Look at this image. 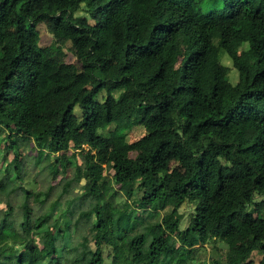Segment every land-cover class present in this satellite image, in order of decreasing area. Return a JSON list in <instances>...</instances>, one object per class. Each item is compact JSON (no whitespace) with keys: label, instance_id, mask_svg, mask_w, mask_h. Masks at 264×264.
Here are the masks:
<instances>
[{"label":"trees","instance_id":"trees-1","mask_svg":"<svg viewBox=\"0 0 264 264\" xmlns=\"http://www.w3.org/2000/svg\"><path fill=\"white\" fill-rule=\"evenodd\" d=\"M0 136V264H264V0H0ZM28 146L67 177L49 200Z\"/></svg>","mask_w":264,"mask_h":264},{"label":"rangeland","instance_id":"rangeland-1","mask_svg":"<svg viewBox=\"0 0 264 264\" xmlns=\"http://www.w3.org/2000/svg\"><path fill=\"white\" fill-rule=\"evenodd\" d=\"M76 16H85L89 19L90 23H94L93 22V18H92V14L89 13H84V11H79L76 13ZM38 30V34H39V39H40V45L42 46H47L50 45L53 41L52 35L49 33L46 25L40 24L37 27ZM61 51L64 54V59L67 62H72V63H76L78 66L79 63L77 62V60L74 57L73 51L71 49V45L69 43H66L64 45L61 46ZM222 63L225 65L230 66L231 63L229 61V59L226 56H223L221 58ZM179 61L180 58L178 59V61L175 63V68H177V66L179 65ZM125 130L124 132L128 135L130 140H135L139 137H141L144 134V128L141 125H137L134 123H129L127 125H125ZM115 124H110L104 128L101 129V131L106 132V131H110L112 129H114ZM1 137V136H0ZM3 142V141H1ZM84 151H87V147L83 146ZM21 153V157L24 163V170H23V186L29 190H31L35 196L38 195L39 199L42 198V195L46 194L47 192L50 193V197L48 198L51 199L52 197L58 195L62 188H63V184L66 180V176H64L65 178H63V175L61 173H59L58 175H56L54 178H51V176L49 175V171L44 167V165H47V159H48V155H41V158H39V156H37V152L35 151V149L31 146L25 147V148H21L20 150ZM84 151H78L77 152V159H79V162H81L83 160V155H84ZM14 152H10L9 153V158H12L14 156ZM106 173V171H104ZM107 174V173H106ZM108 175V174H107ZM83 183V182H82ZM79 188L75 187L73 188L72 193H77L79 192ZM21 192V191H20ZM20 196L19 194H11L9 196H4V193L1 192L0 193V207L2 210H7L8 211V207L7 204H11V210L10 213H12L14 216L18 217L20 215L21 212V208H20ZM48 200L46 201L48 203ZM30 203L31 204H36V197L34 198H30ZM45 203V204H47ZM80 209H85V206H82L81 208L76 207L74 210V218H76V216H78L79 214V210ZM194 211V204L193 203H185L181 206L180 208V212L177 215V219L180 222L179 227L181 229L185 228L187 226V224L189 223V219L192 215ZM87 219L89 221L90 217L86 216L82 219L79 220L78 222V226L79 228L76 229V227L73 228L71 235L69 236L70 240L68 241V244H72V243H76L73 241H82V235L86 236L88 235V229L90 228L89 225H87V223L85 222ZM92 245V243H90ZM224 246V244H223ZM219 251H222V249H220ZM255 257V264L256 262L260 259L259 255H254Z\"/></svg>","mask_w":264,"mask_h":264}]
</instances>
